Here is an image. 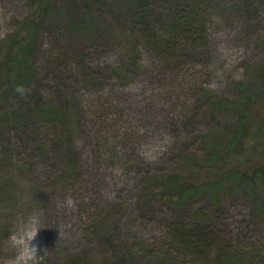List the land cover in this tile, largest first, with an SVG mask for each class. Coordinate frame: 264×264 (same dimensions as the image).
<instances>
[{
    "label": "rangeland",
    "instance_id": "374dc122",
    "mask_svg": "<svg viewBox=\"0 0 264 264\" xmlns=\"http://www.w3.org/2000/svg\"><path fill=\"white\" fill-rule=\"evenodd\" d=\"M36 5L37 0H0V55L9 44L8 37L21 32L26 18H33ZM203 7L207 11L208 63L189 65L182 87L203 97L224 95L234 79L243 77L247 64L260 61L264 65V0H204ZM133 9L132 0H62L39 32L32 58L45 87L41 95L56 101L66 90L71 120L81 119L73 142L86 164V181L79 192L69 188L68 170L58 156L64 150L61 142L58 157H52L38 145L27 144L30 130L14 131L11 134L17 138L7 140L3 128L8 124H0V264L16 255L10 235L18 221L34 211L39 213L40 226L34 242L43 258L33 264H64L77 256L87 264H114L113 253L121 257L127 253L128 258L135 252L147 254L149 246L163 237L161 223L169 215L174 217L165 205H156L150 212L139 206L140 178L146 169L161 172L179 164L184 157L182 147L191 141L199 145L204 126L184 123L195 95L179 86L180 79L154 81L148 54L136 50V45L144 44L129 22ZM52 33L71 50L87 48L89 64L100 68L102 88L90 89L74 76L68 78L69 72L64 84L50 56L59 47ZM112 65H123L126 70L113 73L108 69ZM60 80L65 89L58 85ZM96 92L121 110L120 115L114 109L102 115L99 146L87 112ZM6 101L0 94V112ZM233 117L231 112L220 123L204 120L208 129L219 132ZM113 127L115 132L110 130ZM125 129L133 144L122 141ZM56 130L59 139L58 125L45 128L50 147ZM225 207L227 222L250 216L249 202L242 196L232 195ZM198 209L196 204L191 211ZM258 223L239 239L238 247L256 258L252 264H264V223ZM105 233L117 241L106 245Z\"/></svg>",
    "mask_w": 264,
    "mask_h": 264
},
{
    "label": "trees",
    "instance_id": "16d2710c",
    "mask_svg": "<svg viewBox=\"0 0 264 264\" xmlns=\"http://www.w3.org/2000/svg\"><path fill=\"white\" fill-rule=\"evenodd\" d=\"M132 1L134 9L129 22L144 44V47L136 45L137 52L144 53V50L148 54L154 81L174 79L177 82L180 79L179 86L195 95L184 123L196 122L204 127L200 131L199 145L191 141L182 147L184 157L179 164L161 172L146 169L140 178L139 206L150 212L156 205H165L174 214L161 223V240L151 244L147 254L135 252L128 258L127 253H122L123 257L113 253L111 258L114 264H162L161 261L168 260V264H252L256 258L249 257L245 248L242 250L238 246L241 235L251 232L250 226L259 224V221L264 223V65L260 61L247 64L243 77L234 79L224 95L213 93L212 97H203L196 91L193 93L191 88L182 87L181 81L185 80L189 65L208 63L204 0ZM59 3L62 4V0H37L33 18H26L21 32L8 37L9 44L0 55V74L5 72L0 77V94L8 102L0 112V124H8L5 131L3 128L7 140L12 136L17 138L11 134L14 131L30 130L27 144L38 145L52 157L57 156L61 142L64 150L58 152V156L68 170V186L75 193L82 190L87 174L86 164L73 142L81 119L71 120L66 90L62 97L57 95L56 101L54 97L48 99L41 95L45 87L39 80L32 58L37 50V36L47 19L54 16ZM160 18L164 23H160ZM52 36L59 47L52 49L50 56L53 55L59 77L65 79L64 84L66 72H69L68 78L74 76L77 82L90 89L102 88L103 76L100 68L89 64L87 48L71 50L65 44L62 46L59 35L52 33ZM261 43L264 46V40ZM69 55H72L70 60L73 63ZM109 67L113 73L121 70L118 74L126 70L123 65ZM107 75L111 78L112 73ZM18 85L23 86V93L17 91ZM58 85L65 89L61 80ZM93 96L94 103L88 105L87 112L99 146L104 130L102 115L110 109L118 114L121 110L108 99L101 98L98 92ZM231 112L234 119L219 132L206 127L204 118L220 123ZM172 122L177 124V120ZM51 125L61 128L59 139L58 131L53 133V147L48 141L49 133L45 132V128ZM110 130L115 132L114 127ZM130 137L125 129L122 141L133 144ZM232 195L247 199L250 206L248 218L226 221L225 206ZM196 204L199 209L192 213V206ZM103 236L106 245L117 241L111 233ZM64 264L87 263L77 256Z\"/></svg>",
    "mask_w": 264,
    "mask_h": 264
},
{
    "label": "clouds",
    "instance_id": "9594fccd",
    "mask_svg": "<svg viewBox=\"0 0 264 264\" xmlns=\"http://www.w3.org/2000/svg\"><path fill=\"white\" fill-rule=\"evenodd\" d=\"M17 91L23 93V86H17ZM39 213L33 212L28 217L18 221L14 232L10 235V243L16 248V255L9 258L6 264H33L43 256L38 255L39 245L35 238L39 230Z\"/></svg>",
    "mask_w": 264,
    "mask_h": 264
}]
</instances>
